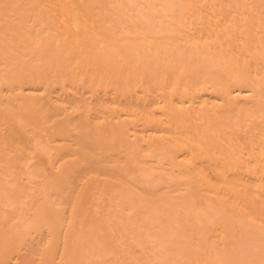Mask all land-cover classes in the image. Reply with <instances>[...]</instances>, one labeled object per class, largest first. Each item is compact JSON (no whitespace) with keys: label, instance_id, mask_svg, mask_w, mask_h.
Listing matches in <instances>:
<instances>
[{"label":"bare ground","instance_id":"1","mask_svg":"<svg viewBox=\"0 0 264 264\" xmlns=\"http://www.w3.org/2000/svg\"><path fill=\"white\" fill-rule=\"evenodd\" d=\"M0 264H264V0H0Z\"/></svg>","mask_w":264,"mask_h":264},{"label":"rangeland","instance_id":"2","mask_svg":"<svg viewBox=\"0 0 264 264\" xmlns=\"http://www.w3.org/2000/svg\"><path fill=\"white\" fill-rule=\"evenodd\" d=\"M5 96H7V95H5ZM10 100H11V98L7 97L6 100H3V101L7 105V104H9ZM20 134H21L22 139H27L28 138L26 133L21 132ZM41 161L43 162L44 160L42 159Z\"/></svg>","mask_w":264,"mask_h":264}]
</instances>
